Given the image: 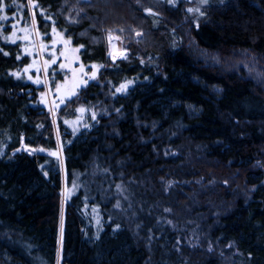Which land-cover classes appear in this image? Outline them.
Segmentation results:
<instances>
[{"label": "trees", "instance_id": "16d2710c", "mask_svg": "<svg viewBox=\"0 0 264 264\" xmlns=\"http://www.w3.org/2000/svg\"><path fill=\"white\" fill-rule=\"evenodd\" d=\"M32 2L45 33L76 37L80 26L60 7L78 3L88 24L119 29L129 55L111 61L82 37L87 84L58 113L74 118L85 104L97 117L75 138L60 124L62 212L49 113L27 99L38 96L32 84L4 81L22 57L5 55L18 46L0 35V143L24 133L28 147L46 150L11 143L0 158V264H57L62 213L60 264H264V90L197 55L247 50L264 60V0L213 2L203 16L184 0H161L151 14L134 0ZM0 4L30 18L28 0Z\"/></svg>", "mask_w": 264, "mask_h": 264}, {"label": "rangeland", "instance_id": "374dc122", "mask_svg": "<svg viewBox=\"0 0 264 264\" xmlns=\"http://www.w3.org/2000/svg\"><path fill=\"white\" fill-rule=\"evenodd\" d=\"M134 1H136L137 5L144 9L145 12L151 14L156 10L154 7L158 6L159 1L161 0ZM184 1L186 2L189 12L195 13L197 16H203L205 13L203 7L205 5L213 2H223L225 0ZM64 3L66 4L67 2L65 1ZM65 4L61 5L62 8L60 7L62 11L64 10L63 6ZM28 5L30 8V18L25 15L22 5L19 6L18 15H12L9 12H6V10L0 12V17H8L6 20L0 19L1 37L3 36L2 38L4 42H6L8 45L13 44V46H18L15 49L7 46L5 53H7V55H10L12 52L18 54L20 50L19 55L22 57L20 61L18 60L20 67L12 70V75H10L12 78L6 77L4 81L14 80L17 82L18 80H22V82L26 84L29 83L33 86H36L38 96L29 98L31 100L33 99L34 101L38 99V105L36 107L42 109L45 107L47 112H49L50 123L52 126H54L55 137L57 140V155L60 159L62 171L64 188L62 190L61 209L63 212V207H65L64 193L66 192L65 187L67 185V175L63 156V136L61 135L60 124L67 126L69 129L68 132H71L74 135H72L73 138H75L76 136H79L83 130H87L90 127V124L97 117V114L94 111L89 112V116H87V106L85 104H79L74 109L76 113L74 118H69L65 113H58L59 110H61V108H63V106L72 97L74 98L78 94L79 90L83 88L84 82H86V79L83 77L84 72H87L86 68L88 67L85 64L86 60L82 56V47L80 45V43L82 44V37L84 40L86 38L88 40L90 39L91 44L89 43V47L92 45L96 46L97 44L99 47H101V45L104 47L106 46L105 49H107L106 51L108 52L106 57L111 61L126 59L129 55V51L126 49V46L123 43V38H121L122 36L120 37L117 34L120 33L116 32L118 29L117 27L102 31V29L98 28L99 25L96 21L93 20V25L91 23L88 24L89 22L85 19L84 11L78 3L76 7L70 8L69 11L65 13L67 15H62L67 21V24L72 25L73 27L80 26V38L74 36L73 33L67 32L68 29L61 31L55 26L54 29L51 28L50 32L45 33V31L40 28V25L36 20L34 2H32V0H28ZM66 6L68 5L66 4ZM62 11L60 12L62 13ZM89 19L92 20L90 16ZM47 34L49 35L47 36ZM100 35H105L102 36V40L100 39ZM78 39H80V42H78ZM114 43H121L120 46H116L118 51L117 54L114 52ZM197 55L205 62L206 65L216 67L219 70H224L226 72L234 71L244 78L253 80L256 85L264 90V60L254 53L247 50L239 51L232 56V59L225 58L220 56L218 53L211 52H202L201 54L198 53ZM93 66L94 65H92L91 75L92 78H97L96 76H98L99 69L98 67ZM30 103L31 102L29 101V105L35 106L34 102L33 104ZM42 128V124L36 125L34 129L29 128L27 130L28 135L33 137L34 134H36V132ZM11 136L7 137V141L5 143H0V158L7 157L8 152H5L8 149V145L11 143L17 144L19 142V149L27 150L29 152H39L42 149L28 147L26 145V140L28 138L25 134H19L18 139L16 136H12L13 138ZM45 151L46 150L42 149L41 152ZM61 215H63L64 218V213ZM60 231L61 233L59 238V248L57 251V264L61 263L62 230Z\"/></svg>", "mask_w": 264, "mask_h": 264}, {"label": "bare ground", "instance_id": "6f19581e", "mask_svg": "<svg viewBox=\"0 0 264 264\" xmlns=\"http://www.w3.org/2000/svg\"><path fill=\"white\" fill-rule=\"evenodd\" d=\"M136 2V1H135ZM134 3V2H133ZM135 4V3H134ZM137 4V3H136ZM135 4V5H136ZM59 7V6H58ZM66 7V6H65ZM62 8V7H61ZM63 8H64V6H63ZM71 8V7H70ZM69 8V9H70ZM146 9V8H145ZM188 9V8H187ZM147 10V9H146ZM58 12L60 11V10H57ZM62 11V10H61ZM63 13L65 12V11H62ZM62 13V14H63ZM67 13V12H66ZM146 13V12H145ZM50 15H52V13L50 14ZM65 15H67V14H65ZM54 16V15H53ZM50 17H52V16H50ZM49 17V18H50ZM52 18H56V17H52ZM51 19V18H50ZM48 21H50V20H48ZM54 22V20H52V22L51 23H53ZM52 26V25H51ZM78 33V32H77ZM101 36V35H100ZM102 36H105V35H102ZM102 36L100 37V39L102 40ZM80 38V37H79ZM104 38V37H103ZM77 40V39H76ZM104 40H105V38H104ZM104 40H103V42H104ZM78 42H80V39H78ZM99 42H101V41H99ZM121 44V43H120ZM120 44H117V43H114V45H115V48H114V52L117 54L118 53V51H117V48H116V46H120ZM89 45V44H88ZM98 45V44H97ZM96 45V46H97ZM86 47V46H85ZM106 47V46H105ZM108 47V46H107ZM90 48H92V47H90ZM89 48V49H90ZM95 48V47H94ZM93 48V49H94ZM109 48V47H108ZM84 49V48H83ZM92 50V49H91ZM107 50V49H106ZM85 51V50H84ZM86 52V51H85ZM88 52V51H87ZM105 52V51H104ZM79 53H80V51H79ZM89 53V52H88ZM108 52L106 51V54H107ZM87 55V54H86ZM85 57V56H84ZM59 79V78H58ZM129 79V78H128ZM132 79V78H131ZM126 81V80H125ZM124 81V82H125ZM128 81H130V80H128ZM127 81V82H128ZM130 82H132V81H130ZM126 83V82H125ZM120 84V83H119ZM126 84H128V83H126ZM122 85V84H121ZM132 85V84H131ZM129 86V85H128ZM121 87V86H120ZM23 88V87H22ZM34 88H36V86H34ZM125 88V87H124ZM128 88V87H127ZM130 88V87H129ZM20 89V88H19ZM18 89V90H19ZM53 89V88H52ZM27 92V91H26ZM24 94V93H23ZM17 95H18V93H17ZM22 96V95H21ZM33 96V95H32ZM31 97V96H30ZM28 99V98H27ZM30 99V98H29ZM31 100V99H30ZM38 100V99H37ZM29 102V101H28ZM36 102V101H35ZM32 103V102H31ZM30 103V104H31ZM29 104V103H28ZM33 104V103H32ZM21 105V104H20ZM38 104H36V106H37ZM23 106V105H22ZM30 106V105H29ZM32 106V108L34 107L33 105H31ZM40 106H42V105H40ZM39 106V107H40ZM28 108V107H27ZM31 108V107H30ZM38 108V107H37ZM17 110V109H16ZM16 112V111H15ZM36 113V112H35ZM49 113V112H48ZM49 115V114H48ZM45 119H47V118H45ZM49 120V119H48ZM45 122V121H44ZM92 124V123H91ZM95 124V123H94ZM64 125V124H63ZM93 126V125H92ZM52 127V126H51ZM53 130H54V126H53V128H52ZM63 129V128H62ZM89 129V128H88ZM87 129V130H88ZM53 132V131H52ZM54 133V132H53ZM24 134V133H23ZM55 134V133H54ZM24 136V135H23ZM12 137V136H11ZM17 137V136H16ZM64 137V136H63ZM78 137V136H77ZM13 138V137H12ZM18 139V138H17ZM19 139H20V137H19ZM78 139V138H77ZM23 140V139H22ZM56 140V139H55ZM75 140V139H74ZM9 141V140H8ZM24 141H25V139H24ZM10 142V141H9ZM73 142V141H72ZM16 143V142H15ZM15 146V145H14ZM19 147V146H18ZM12 148V147H11ZM13 149V148H12ZM8 150V149H7ZM14 150V149H13ZM20 150V149H19ZM31 150V149H30ZM27 151V150H26ZM28 152V151H27ZM5 153H7V151L5 152ZM12 154V153H11ZM14 154H16V153H14ZM1 155V154H0ZM6 155V154H5ZM11 156V155H10ZM9 159V158H8ZM61 209V208H60ZM60 218V217H59ZM60 220V219H59ZM60 223V222H59ZM60 229V228H59ZM59 229H58V232H59Z\"/></svg>", "mask_w": 264, "mask_h": 264}, {"label": "snow or ice", "instance_id": "6c2138e0", "mask_svg": "<svg viewBox=\"0 0 264 264\" xmlns=\"http://www.w3.org/2000/svg\"><path fill=\"white\" fill-rule=\"evenodd\" d=\"M12 3L15 4L16 0H12ZM6 6L7 5L0 4V12H3L5 10ZM190 11H191V9H190ZM0 19H5L6 20V19H8V17L7 16H3V17H0ZM137 35H139V33H137ZM5 55H7V53H5ZM53 62H55V61H53ZM124 87H125V85H121L120 89H117V91L122 90ZM41 151H42V149H41ZM49 154L50 155H54V153H49ZM62 228H63V215H61V230H62Z\"/></svg>", "mask_w": 264, "mask_h": 264}, {"label": "crops", "instance_id": "0c3cea01", "mask_svg": "<svg viewBox=\"0 0 264 264\" xmlns=\"http://www.w3.org/2000/svg\"><path fill=\"white\" fill-rule=\"evenodd\" d=\"M86 70H87V68H86ZM86 73H87V72H84V77H83V78L86 77ZM86 84H87V82H84V86H86ZM84 86H83V87H84ZM80 90H81V89H80ZM80 90H79V91H80Z\"/></svg>", "mask_w": 264, "mask_h": 264}]
</instances>
